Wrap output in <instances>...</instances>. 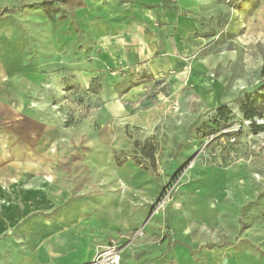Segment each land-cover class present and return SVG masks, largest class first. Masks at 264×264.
I'll list each match as a JSON object with an SVG mask.
<instances>
[{"label": "crops", "instance_id": "0c3cea01", "mask_svg": "<svg viewBox=\"0 0 264 264\" xmlns=\"http://www.w3.org/2000/svg\"><path fill=\"white\" fill-rule=\"evenodd\" d=\"M207 2L76 0L71 14L75 26L70 17L39 16L44 26L32 34L30 46L34 56L46 51V62L26 61L29 35L19 17H5L6 25L9 18L16 19V36L6 28L0 38H15L20 63L0 67L6 77L17 76L36 88L30 95H16L12 110L28 122L17 125L11 141L16 158L0 162V264H93L111 238L119 239L145 222L149 204L140 203L143 196L136 194V181L143 175L126 171V166L105 175L97 154L86 161L99 168L94 172L58 170L59 149L73 152L74 145L83 142L97 148L109 141L113 145L115 129L37 121L44 110H51L47 99L42 101L41 88L61 84L66 77L78 84L99 77L101 100L112 101V113L118 112L120 106L114 102L118 94L112 86L129 70L113 76L105 70L141 65L156 73L166 72L172 63H185L184 55L203 42L190 37L199 29ZM2 109L9 113L7 106ZM5 164L30 169L11 174ZM217 180L225 179L207 173L192 177L186 189L173 196L165 214L144 225V237L127 244L119 264H264L259 250L232 242V206H239L242 197L226 198L218 192ZM145 190L144 197L151 199L159 187Z\"/></svg>", "mask_w": 264, "mask_h": 264}, {"label": "rangeland", "instance_id": "374dc122", "mask_svg": "<svg viewBox=\"0 0 264 264\" xmlns=\"http://www.w3.org/2000/svg\"><path fill=\"white\" fill-rule=\"evenodd\" d=\"M67 1L53 0L50 16L70 17L75 26L71 14L76 0ZM42 2L0 0V12L9 9L0 15V34L9 28L15 37L16 19L9 18L7 25L3 22L5 17H19L29 35L26 61L47 60L46 51L34 56L30 46L32 34L44 26L39 20L46 14ZM203 9L199 29L190 37L203 42L184 55L185 63H172L166 72L156 73L141 65L105 70L112 76L129 70L112 86L118 94L114 102L120 106L114 114L112 101L99 96L103 92L99 77V82L87 78L80 84L66 77L61 84L41 88L42 101L47 99L51 110H44L37 121L115 129L113 145L109 141L97 148L83 142L74 145L73 152L59 149L60 172H94L99 168L86 161L97 154L105 175L124 166L129 168L126 171L143 175L136 181V194L143 196L140 203L149 204L145 222L119 239L111 238L123 250L127 237L137 229L142 228V234L132 243L144 237V225L165 214L173 196L185 190L192 177L207 173L224 177L223 182L216 181V187L226 198L242 197L239 206H232V242L264 254V0H209ZM19 61L15 38H0V63L14 66ZM35 88L17 76L6 77L0 67V109L7 106L9 112L0 111V162L16 158L11 141L17 125L28 122L12 110L16 95H30ZM43 105L39 104L42 109ZM246 105L256 113L253 118L245 117ZM15 165L4 168L11 174L29 171L26 165L22 170ZM149 186L159 187L151 199L144 197Z\"/></svg>", "mask_w": 264, "mask_h": 264}, {"label": "built area", "instance_id": "2783aa9c", "mask_svg": "<svg viewBox=\"0 0 264 264\" xmlns=\"http://www.w3.org/2000/svg\"><path fill=\"white\" fill-rule=\"evenodd\" d=\"M141 234L142 228L137 229L127 237L126 243H132L136 239V237ZM122 252V246L117 245L114 240H110L101 250L97 252L93 260V264H119Z\"/></svg>", "mask_w": 264, "mask_h": 264}, {"label": "trees", "instance_id": "16d2710c", "mask_svg": "<svg viewBox=\"0 0 264 264\" xmlns=\"http://www.w3.org/2000/svg\"><path fill=\"white\" fill-rule=\"evenodd\" d=\"M41 5H42V7L45 9V13H46L47 15H48V13L50 14V8L52 7V1H45V2H42ZM7 11H9V9H8V8H4V9L2 10V12H0V15L3 14L4 12H7ZM222 108H223V107H220V108H219V112H220V113H222V111H223ZM250 108H251V107H250L249 105H246L245 108H244V114H245V117H247V118H253V117L256 115V113L253 112V111H251Z\"/></svg>", "mask_w": 264, "mask_h": 264}, {"label": "bare ground", "instance_id": "6f19581e", "mask_svg": "<svg viewBox=\"0 0 264 264\" xmlns=\"http://www.w3.org/2000/svg\"><path fill=\"white\" fill-rule=\"evenodd\" d=\"M161 202V201H160Z\"/></svg>", "mask_w": 264, "mask_h": 264}]
</instances>
